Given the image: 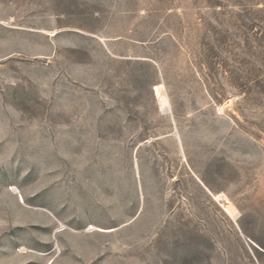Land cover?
Here are the masks:
<instances>
[{"label":"rangeland","instance_id":"374dc122","mask_svg":"<svg viewBox=\"0 0 264 264\" xmlns=\"http://www.w3.org/2000/svg\"><path fill=\"white\" fill-rule=\"evenodd\" d=\"M0 264H264V0H0Z\"/></svg>","mask_w":264,"mask_h":264},{"label":"bare ground","instance_id":"6f19581e","mask_svg":"<svg viewBox=\"0 0 264 264\" xmlns=\"http://www.w3.org/2000/svg\"><path fill=\"white\" fill-rule=\"evenodd\" d=\"M156 92H157V95L160 94V88L159 87L156 89ZM163 101H164V104L165 105H168L169 104L167 99H164Z\"/></svg>","mask_w":264,"mask_h":264}]
</instances>
